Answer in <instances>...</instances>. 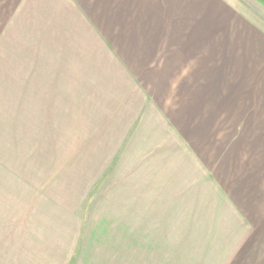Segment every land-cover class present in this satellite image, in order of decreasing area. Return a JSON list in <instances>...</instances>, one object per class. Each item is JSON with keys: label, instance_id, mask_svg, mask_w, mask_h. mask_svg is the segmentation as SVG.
Returning <instances> with one entry per match:
<instances>
[{"label": "crops", "instance_id": "obj_1", "mask_svg": "<svg viewBox=\"0 0 264 264\" xmlns=\"http://www.w3.org/2000/svg\"><path fill=\"white\" fill-rule=\"evenodd\" d=\"M0 264H224L264 228V0H0Z\"/></svg>", "mask_w": 264, "mask_h": 264}, {"label": "rangeland", "instance_id": "obj_2", "mask_svg": "<svg viewBox=\"0 0 264 264\" xmlns=\"http://www.w3.org/2000/svg\"><path fill=\"white\" fill-rule=\"evenodd\" d=\"M0 97V130L7 128V106ZM254 241L247 242L235 257L226 259L224 264H264V228H257Z\"/></svg>", "mask_w": 264, "mask_h": 264}]
</instances>
